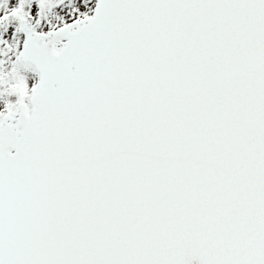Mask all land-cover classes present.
Returning <instances> with one entry per match:
<instances>
[{"label": "snow or ice", "instance_id": "6c2138e0", "mask_svg": "<svg viewBox=\"0 0 264 264\" xmlns=\"http://www.w3.org/2000/svg\"><path fill=\"white\" fill-rule=\"evenodd\" d=\"M0 264H264V0H0Z\"/></svg>", "mask_w": 264, "mask_h": 264}]
</instances>
